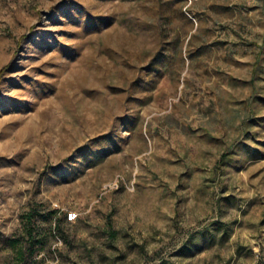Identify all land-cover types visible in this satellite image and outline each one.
Segmentation results:
<instances>
[{
    "label": "rangeland",
    "instance_id": "374dc122",
    "mask_svg": "<svg viewBox=\"0 0 264 264\" xmlns=\"http://www.w3.org/2000/svg\"><path fill=\"white\" fill-rule=\"evenodd\" d=\"M0 70V264H264V0H0Z\"/></svg>",
    "mask_w": 264,
    "mask_h": 264
},
{
    "label": "trees",
    "instance_id": "16d2710c",
    "mask_svg": "<svg viewBox=\"0 0 264 264\" xmlns=\"http://www.w3.org/2000/svg\"><path fill=\"white\" fill-rule=\"evenodd\" d=\"M1 73H2V70H0V75H1ZM30 221H31V216H30ZM24 252H23V250H22V247L21 248H19V254H23ZM262 263V262H261Z\"/></svg>",
    "mask_w": 264,
    "mask_h": 264
}]
</instances>
